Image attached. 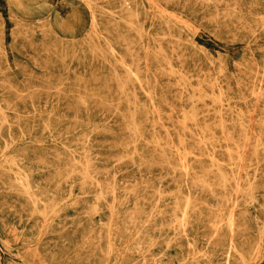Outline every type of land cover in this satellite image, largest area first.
<instances>
[{"label": "rangeland", "instance_id": "rangeland-1", "mask_svg": "<svg viewBox=\"0 0 264 264\" xmlns=\"http://www.w3.org/2000/svg\"><path fill=\"white\" fill-rule=\"evenodd\" d=\"M0 112V264H264V0H0Z\"/></svg>", "mask_w": 264, "mask_h": 264}, {"label": "bare ground", "instance_id": "bare-ground-1", "mask_svg": "<svg viewBox=\"0 0 264 264\" xmlns=\"http://www.w3.org/2000/svg\"><path fill=\"white\" fill-rule=\"evenodd\" d=\"M83 1V0H82ZM126 1V0H125ZM172 1V0H171ZM210 1V0H209ZM223 2V1H222ZM127 5V4H126ZM128 6V5H127ZM92 11V10H91ZM217 11V10H216ZM236 15V14H235ZM217 16H218V14H217ZM136 17H137V15H136ZM132 25V24H131ZM133 26V25H132ZM131 27V26H130ZM141 38V37H140ZM163 39V38H162ZM165 39V38H164ZM112 49V48H111ZM175 51V50H174ZM95 53V52H94ZM93 53V54H94ZM115 53V52H114ZM174 53V52H173ZM112 54H113V52H112ZM118 55V54H117ZM218 56V55H217ZM98 59V58H97ZM132 60H133V58H132ZM124 63V62H123ZM220 63V62H219ZM118 64V63H117ZM169 64H170V62H169ZM221 64V63H220ZM171 66V65H170ZM213 66V65H212ZM138 67V66H137ZM238 68H239V66H238ZM129 69V68H128ZM137 69H139V68H137ZM164 70V69H163ZM173 70V69H172ZM115 71V70H114ZM138 71V70H137ZM248 71V70H247ZM116 72V71H115ZM67 73V72H66ZM130 73V72H129ZM131 75H133L132 73H131ZM117 78V77H116ZM135 78V77H134ZM136 78H138V77H136ZM97 79V78H96ZM130 79V78H129ZM63 80V79H62ZM137 80V79H136ZM138 80H139V78H138ZM121 81V80H120ZM132 81V80H131ZM255 81H256V79H255ZM126 82V81H125ZM65 83V82H64ZM67 83V82H66ZM71 84V83H70ZM122 84V83H121ZM141 84V83H140ZM178 85H180V84H178ZM148 86V85H147ZM181 86V85H180ZM124 87V86H123ZM182 87V86H181ZM221 87V86H220ZM65 89H66V87H64ZM125 88V87H124ZM142 88V87H141ZM184 90V89H183ZM45 91V90H44ZM122 91V90H121ZM144 91V90H143ZM198 91V90H197ZM184 92V91H183ZM50 93V92H49ZM63 94V93H62ZM19 95V94H18ZM59 95H60V92H59ZM48 96V95H47ZM149 96V95H148ZM221 96V95H220ZM93 98V97H92ZM85 99V98H84ZM79 101V100H78ZM102 101V100H101ZM201 101V100H200ZM87 102V101H86ZM83 104V103H82ZM122 104V103H121ZM131 104V103H130ZM153 104V103H152ZM146 108V107H145ZM71 108H69V110H70ZM85 109H87V106H86V108ZM1 113V112H0ZM119 113V112H118ZM194 115V114H193ZM4 117V116H3ZM123 117V116H122ZM194 117V116H193ZM6 118V117H5ZM133 118V117H132ZM195 119V118H194ZM136 120V119H135ZM133 123V122H132ZM135 123V122H134ZM133 126H134V124H133ZM136 126V125H135ZM157 126V125H156ZM137 127V126H136ZM133 128V127H132ZM134 135V134H133ZM136 137V136H135ZM172 146H173V143H172ZM162 149V148H161ZM191 152V151H190ZM87 153V152H86ZM164 153V152H163ZM179 154V153H178ZM164 155V154H163ZM165 156V155H164ZM166 157V156H165ZM14 159V158H13ZM131 159H133V158H131ZM184 159V158H183ZM168 160V159H167ZM124 161V160H123ZM166 161V160H165ZM8 163V162H7ZM181 163V162H180ZM133 164H134V162H133ZM183 166H184V162H183ZM214 166V165H213ZM185 168V167H184ZM183 168V169H184ZM188 168V167H187ZM175 169V168H174ZM213 170V169H212ZM211 170V171H212ZM220 170V169H219ZM175 171V170H174ZM186 171H189V169L188 170H186ZM86 172H88V171H86ZM182 172H184V171H182ZM188 173V172H187ZM257 173V172H256ZM180 174V173H179ZM85 175H87L86 173H85ZM187 176V175H186ZM188 178V177H187ZM225 178V177H224ZM256 179V178H255ZM233 180H235V179H233ZM232 181V180H231ZM17 182V181H16ZM204 182V181H203ZM60 183V182H59ZM99 183V182H98ZM228 183V182H227ZM18 184V183H17ZM186 185H187V183H186ZM194 185V184H193ZM250 188V187H249ZM218 189V188H217ZM220 190H221V188H220ZM224 190H226V189H224ZM253 192V191H252ZM173 195V194H172ZM253 195V194H252ZM251 195V196H252ZM212 196V195H211ZM255 197V196H254ZM187 199V198H186ZM32 200V199H31ZM188 200V199H187ZM226 201V200H225ZM189 203V202H188ZM228 207V206H227ZM186 211V210H185ZM185 213V212H184ZM44 214V213H43ZM187 217V216H186ZM185 217V214H184V216H183V218H186ZM178 219V218H177ZM183 221V220H182ZM184 221H185V219H184ZM177 222V221H176ZM185 223V222H184ZM182 226H183V224H182ZM229 227V226H228ZM172 228V227H171ZM175 228V227H174ZM183 229H184V227H183ZM215 231H216V227H215ZM217 232V231H216ZM232 233V232H231ZM233 234V233H232ZM169 245V244H168ZM231 252V251H230ZM240 257V256H239ZM243 259V258H242Z\"/></svg>", "mask_w": 264, "mask_h": 264}]
</instances>
